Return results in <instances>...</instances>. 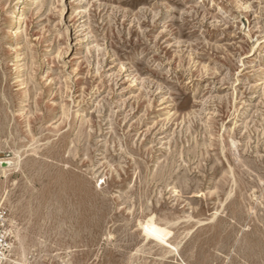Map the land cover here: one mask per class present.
I'll use <instances>...</instances> for the list:
<instances>
[{
	"label": "rangeland",
	"instance_id": "1",
	"mask_svg": "<svg viewBox=\"0 0 264 264\" xmlns=\"http://www.w3.org/2000/svg\"><path fill=\"white\" fill-rule=\"evenodd\" d=\"M14 1L12 245L32 264H264V0H26L17 39Z\"/></svg>",
	"mask_w": 264,
	"mask_h": 264
},
{
	"label": "bare ground",
	"instance_id": "2",
	"mask_svg": "<svg viewBox=\"0 0 264 264\" xmlns=\"http://www.w3.org/2000/svg\"><path fill=\"white\" fill-rule=\"evenodd\" d=\"M25 1L26 0H16V1H14V3L11 6V13L9 14L11 17H10V19L8 21V28L10 29L9 31H11V34H13L14 39H17L18 35L14 31V29H11V28H14L18 21L19 22L21 21V20H19L18 12L21 9L22 5L25 3ZM28 3L30 4V6L31 5L35 6V5H37L38 1L37 0H29ZM14 4H15V6H14ZM25 43L21 44L22 46L19 45L20 49H24ZM259 44H261V41H259ZM2 163L3 164H11L10 161L2 162ZM8 171L9 170H7V169L3 170V174L6 177V179L9 178L8 174L10 172H8ZM7 199H8V190L5 189L2 192V194L0 195V200H4L5 201ZM16 241H17L16 242L17 245L16 246H15V244L13 245L12 251H14V254H15V256L18 257V260L16 262L14 261V264H32L31 260L28 259V256H27V253H26V250H25V243L22 240V235L21 234L17 235Z\"/></svg>",
	"mask_w": 264,
	"mask_h": 264
},
{
	"label": "built area",
	"instance_id": "3",
	"mask_svg": "<svg viewBox=\"0 0 264 264\" xmlns=\"http://www.w3.org/2000/svg\"><path fill=\"white\" fill-rule=\"evenodd\" d=\"M12 249V235L7 214L0 208V264H7Z\"/></svg>",
	"mask_w": 264,
	"mask_h": 264
}]
</instances>
